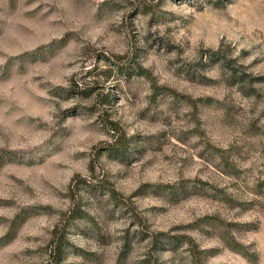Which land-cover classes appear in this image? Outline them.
Listing matches in <instances>:
<instances>
[{
	"label": "rangeland",
	"instance_id": "obj_1",
	"mask_svg": "<svg viewBox=\"0 0 264 264\" xmlns=\"http://www.w3.org/2000/svg\"><path fill=\"white\" fill-rule=\"evenodd\" d=\"M0 264H264V0H0Z\"/></svg>",
	"mask_w": 264,
	"mask_h": 264
},
{
	"label": "trees",
	"instance_id": "obj_2",
	"mask_svg": "<svg viewBox=\"0 0 264 264\" xmlns=\"http://www.w3.org/2000/svg\"><path fill=\"white\" fill-rule=\"evenodd\" d=\"M122 68V67H121ZM109 96V94H106V97H108ZM113 124V123H112ZM114 125V124H113ZM114 127H115V129H116V126L114 125ZM118 129V128H117ZM125 141V139H123V136H118L117 138H116V141H115V143L114 144H112L111 146H109V148L111 149V150H114V151H122V149H123V147H124V145H125V143L126 142H124ZM112 191V190H111ZM112 195H113V191H112ZM114 197H116L115 196V194H114ZM57 240H56V243H55V248H54V252H55V254H57V255H59V253L62 251V246H63V240H61V238H60V236H58L57 238H56Z\"/></svg>",
	"mask_w": 264,
	"mask_h": 264
}]
</instances>
